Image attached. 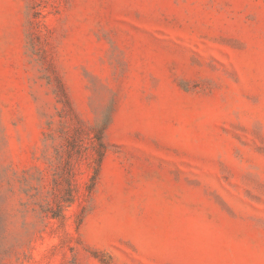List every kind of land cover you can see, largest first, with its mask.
I'll use <instances>...</instances> for the list:
<instances>
[{
    "label": "rangeland",
    "instance_id": "obj_1",
    "mask_svg": "<svg viewBox=\"0 0 264 264\" xmlns=\"http://www.w3.org/2000/svg\"><path fill=\"white\" fill-rule=\"evenodd\" d=\"M0 264H264V0H0Z\"/></svg>",
    "mask_w": 264,
    "mask_h": 264
},
{
    "label": "trees",
    "instance_id": "obj_2",
    "mask_svg": "<svg viewBox=\"0 0 264 264\" xmlns=\"http://www.w3.org/2000/svg\"><path fill=\"white\" fill-rule=\"evenodd\" d=\"M102 130H98L97 132H96V137L99 139V140H101L102 139Z\"/></svg>",
    "mask_w": 264,
    "mask_h": 264
}]
</instances>
